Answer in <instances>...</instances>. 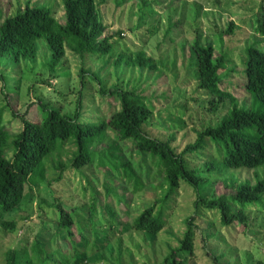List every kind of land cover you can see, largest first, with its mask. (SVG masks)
Returning a JSON list of instances; mask_svg holds the SVG:
<instances>
[{
    "label": "trees",
    "instance_id": "1",
    "mask_svg": "<svg viewBox=\"0 0 264 264\" xmlns=\"http://www.w3.org/2000/svg\"><path fill=\"white\" fill-rule=\"evenodd\" d=\"M12 5L10 1L0 0V64L23 61L36 64L37 44L41 39L46 41L51 53L47 71L52 77L58 76V68L68 50L80 57L102 58L106 65L110 64L106 57L114 51L112 39L115 36L108 33L109 27L104 22L97 0H65L63 22L56 17L53 8L42 5L27 4L11 16ZM261 10L263 13L256 21V32L262 38L254 36V41L244 50L242 74L245 82L239 85V90L248 96L249 105L240 103V92L234 95L225 85L231 75L237 73L229 53L216 55L213 43L203 44L197 32L190 50L189 69L194 70L199 87L212 97L206 111L214 115L226 104L231 108L217 126L210 125L198 132L196 140L182 152L173 145L174 136L164 141L151 137L144 130L150 124L155 109L152 101L138 87L114 88L109 94L118 99L119 110L96 122L86 121L81 115V98L74 115L64 114L61 109L40 100V114L36 105L31 106L29 115L21 116L22 131L15 135L7 130L1 112L0 227L4 230H16L17 223L5 221V216L23 203L30 190L45 181L46 159L62 153L67 144L76 147V152L67 164L59 162L55 167L60 170L57 180L62 179V173L67 169L82 172L86 167L97 166V157L99 167L107 166L121 178L116 186L105 181L103 199L100 197L103 192L100 194L89 179L92 186L90 203L76 206L73 211L59 206L57 233L67 242L64 247L50 250L47 243L36 238L31 247L10 250L6 264H92L91 257L104 252L113 242L117 257L109 259L103 253V260L107 264H129L131 260L127 261L123 253V239L117 237L122 218L116 205L125 208L128 214L131 205L127 196L123 202L118 186L124 191L138 193L155 179L162 182L151 185V190L164 191V194L147 206L127 228L159 235L166 227L170 203L182 185L187 184L197 196L195 214L186 219V231L178 247H170L162 264H194L199 237L212 264H224L221 259L226 254L218 256L210 246L212 238L216 237L212 230L214 221L204 226L199 225V218H204L210 211L217 212L223 227L235 225L246 232L250 226L249 208L264 207V177L259 174L255 183L237 184L234 179H225L224 183L232 189L231 192L216 193L219 177L226 171L264 169V0ZM235 28L232 22L225 33L233 35ZM121 33L119 31L115 35ZM113 64L116 70L123 69V73L127 68L141 71L157 68L154 59L142 49L134 55L120 54ZM86 74L88 72L82 69L81 76ZM91 76L103 85L99 73H91ZM0 79H6L1 72ZM101 93L106 94L104 88ZM13 115L20 117V114ZM111 131L116 133V142L100 147L99 151L92 150V145L104 144ZM207 141L216 146L220 159H208L201 167L191 166L188 155L203 156ZM122 144L129 147V155L120 154ZM134 153L139 154V161ZM73 226L76 231H73ZM255 264H264V261L259 260Z\"/></svg>",
    "mask_w": 264,
    "mask_h": 264
},
{
    "label": "rangeland",
    "instance_id": "2",
    "mask_svg": "<svg viewBox=\"0 0 264 264\" xmlns=\"http://www.w3.org/2000/svg\"><path fill=\"white\" fill-rule=\"evenodd\" d=\"M9 1L13 4L10 11L8 9L11 16L27 4L42 5L53 8L56 17L64 21L65 0H4ZM97 1L104 22L109 27L108 33L115 36L112 39L114 51L106 57L110 59L109 65L102 58L89 55L80 57L68 50L58 68V76L52 77L47 71L51 53L44 39L37 44L39 53L36 64L29 61L0 64V72L6 78L0 79V113L3 112L4 125L11 135L22 131L21 116L29 115L31 106L36 105L40 114L41 101L61 109L64 114L74 115L81 98V115L86 121L96 122L119 110L118 99L109 94L114 88L138 87L152 101L155 109L150 124L144 130L151 137L164 141L174 136L176 140L173 145L182 152L196 140L198 132L210 125L217 126L231 108L230 104H226L214 115L206 111L212 97L199 87L194 70L189 69L190 50L197 32L203 44L213 43L216 55L229 53L237 73H233L225 85L234 95L240 92V103L250 104L248 96L239 90V85L245 82L242 74L244 50L254 41V36L262 38L256 32V21L263 13V0ZM120 2H123L122 5L117 4ZM232 22L236 27L235 33L227 35L225 32ZM119 31L122 33L116 36ZM139 49L145 50L154 59L156 69L141 71L127 68L123 73V69L114 68L113 63L120 54L134 55ZM82 69L88 72L85 77L81 76ZM91 73H99L103 85L93 79ZM102 88L106 91L105 95L101 93ZM13 113L20 114V117ZM116 137L115 132H108L105 143L92 145V150L99 151L100 147L113 144ZM121 148L120 154L129 155L127 145ZM75 152L76 147L67 144L62 153L48 157L45 181L30 190L23 203L5 216V221H15L17 224L13 232L0 227V264H6V255L10 250L31 247L36 238L47 243L50 250L64 247L67 242L57 233L59 206L73 211L76 206L90 203L92 186L89 179L100 194L103 192L100 195L102 199L105 197V181L113 186L119 185V174L107 166L99 167V157L96 161L98 167H86L82 172L67 169L62 173V179L57 180L60 170L55 167L59 162L67 164ZM134 157L140 160L138 153H134ZM220 157L216 146L207 141L203 156L188 155V162L193 167H201L208 159ZM258 174L264 177V169L228 170L219 177L216 193L231 192L232 189L224 183L225 179H234L237 184L246 181L255 183ZM152 182L151 185L155 186L162 180ZM150 186L138 193L124 191L118 186L123 202L127 196L131 205L129 214L125 208L116 205L122 218L117 237L123 239V253L127 261L131 260L129 264H162L170 247H178L186 231V219L195 214L197 196L189 185L183 184L169 205L167 224L159 235L128 229L127 225L164 194V191H152ZM248 214L250 226L246 232L235 225L223 227L217 212L210 211L204 218H199V225L208 226L207 222L214 221L212 230L216 237L212 238L210 246L218 256L226 254L221 259L222 263L255 264L259 260L264 261V207L252 206ZM73 231H76L74 226ZM200 240L199 237L194 264H212ZM114 245V242L110 243L104 252L93 255L90 259L92 264H107L102 258L103 253L109 259L117 257Z\"/></svg>",
    "mask_w": 264,
    "mask_h": 264
}]
</instances>
